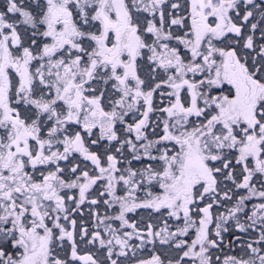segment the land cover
Instances as JSON below:
<instances>
[{
    "label": "snow or ice",
    "instance_id": "6c2138e0",
    "mask_svg": "<svg viewBox=\"0 0 264 264\" xmlns=\"http://www.w3.org/2000/svg\"><path fill=\"white\" fill-rule=\"evenodd\" d=\"M0 264H264V0H0Z\"/></svg>",
    "mask_w": 264,
    "mask_h": 264
}]
</instances>
